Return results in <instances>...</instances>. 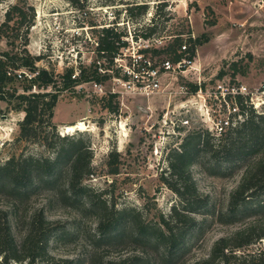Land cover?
<instances>
[{"label":"rangeland","instance_id":"rangeland-1","mask_svg":"<svg viewBox=\"0 0 264 264\" xmlns=\"http://www.w3.org/2000/svg\"><path fill=\"white\" fill-rule=\"evenodd\" d=\"M16 4L26 13L23 27L29 30L25 47L32 57L40 58L36 62L39 68L62 74L72 66L77 74L82 65L92 72L99 59L95 51L97 31L104 27L119 26L127 47L108 68V80L96 87L92 82L83 83L59 96L51 118L56 127L48 140L51 148L18 139L17 124L23 113L10 111L0 101V164L10 157L15 158V166L23 159L52 160L55 151L66 148L73 139H80L91 153V173L81 184L87 192L81 197L67 195V160L60 164L61 174L54 182L37 181L22 193L0 188L1 228L7 218L11 234L19 242L33 220L44 219L41 229L48 228L50 237L41 264H194L209 254L218 239L250 225L254 230L252 244L237 254L249 264H262L264 240L256 235L264 224V210L253 205L264 201V189L253 186L251 208L234 220L221 215L239 185L243 167L218 175L214 165L200 154L189 173L209 207L195 216L199 226L170 258H164L162 247L147 249L128 231L123 238L113 239L108 232L100 238L97 224L101 212L90 202L93 196L106 202L109 214L134 209L146 222L167 216L178 202L170 189L178 184L169 175L173 150H178L191 133L218 137L246 118L238 114L240 110L228 91L244 87V94H240L243 110L249 116L264 115V4L256 0H0V26ZM137 5H147L146 11L140 14ZM3 28L0 53L21 51L23 41L8 45ZM147 29H153L156 41L138 39L148 33ZM175 38L180 40L175 54L186 58L185 63L169 73L160 70L159 75L144 74L141 78L144 83L157 80V93L145 96L124 86L122 75L131 72L132 64L138 67L151 62L159 68L170 60L173 53L162 52V47ZM147 43L150 52L139 60L142 56L137 51L145 49ZM192 48L195 56L188 60ZM99 60L104 70L107 61ZM219 72L223 73L221 78ZM139 83L130 78V86L136 88ZM194 85L199 88L195 93ZM16 87L21 92V86ZM103 102L116 111L105 110ZM80 123L86 124L87 130L68 134L62 130ZM113 170L116 174H111ZM39 173H35L37 178ZM29 250L35 251L34 244Z\"/></svg>","mask_w":264,"mask_h":264},{"label":"trees","instance_id":"trees-1","mask_svg":"<svg viewBox=\"0 0 264 264\" xmlns=\"http://www.w3.org/2000/svg\"><path fill=\"white\" fill-rule=\"evenodd\" d=\"M135 7L139 9L140 14L147 9V5ZM26 17L23 8L16 4L6 12V19L0 26V32L1 27H4L2 34L8 45H14L17 40L24 43L21 51L0 53V101L4 102L10 111L23 113L22 120L17 124L18 139L32 143L40 142L46 148H51L48 140L54 135L56 128L51 124V118L59 96L83 83L92 82L101 85L108 80L111 76L107 71L108 68L114 66V61L122 55V49L127 47V42L124 40L126 35L118 30L119 26L104 27L97 31L95 51L99 59L107 61V65L103 66L104 70L98 59L93 64L92 72L80 65L77 74L72 66L66 67L62 74H56L37 67L36 62L40 58L32 57L26 50L29 30L28 26L23 27ZM147 31V34L142 35L143 37L135 36V39L143 38L150 41L154 32L153 29ZM195 43L200 44L199 41ZM176 47H180L179 38H175L172 44L162 47V52L173 53L170 60H167L173 64L184 58L175 54ZM148 49L139 50L137 54L146 55L150 52ZM190 51L188 60L195 56L194 48ZM152 52L160 51L152 50ZM222 75L223 73L219 72L218 78ZM122 78L128 79L126 76ZM16 85L21 86V92ZM198 89L197 85L192 86V92L195 93ZM234 104L240 110L238 114L246 116L241 123L218 137H210L207 133L205 135L191 133L183 138L178 150H173L170 154L169 175L178 180V184L170 189L177 196L178 202L171 207L167 216L159 215L155 221L146 222L141 212L130 208L113 210L109 214L106 202H100L93 196L90 205L101 212L97 224L99 237L103 238L108 232L107 236L111 234L113 239L123 238L128 231V235L139 240L147 249L162 247L164 258L176 254L184 245L189 232L199 226L195 216L209 207L208 201L199 195L189 173L190 167L198 164L196 160L200 154L214 165L215 174L218 175L243 167L239 185L230 194L225 213L221 215L234 220L242 211L250 209L251 206L248 204L252 197L253 186L257 185L259 189H264V115L249 116L243 110L241 95L235 97ZM103 108L109 112L116 111L112 109L110 103L103 102ZM57 138L61 141L68 139ZM110 157H113V153ZM90 159V150L80 139H73L66 148L55 151L52 160L23 159L15 166V158L10 157L4 164H0V188L7 187L16 193H22L37 181L54 182L61 174L60 164L67 160L69 161L67 195L69 198H78L87 192V188L81 184L91 173ZM38 171L40 175L37 178L35 173ZM111 174H116V171L113 170ZM163 180L166 182L165 179ZM253 206L264 210V201L257 202ZM43 220L42 218L33 220L30 231L17 242L11 234L8 219H4V227L1 228L0 225V264L44 262L43 255L46 254L45 248L50 232L48 228L41 229ZM261 226L259 228L261 232L257 233L256 238L264 240V224ZM253 234V226L249 225L218 239L209 254L194 264H249V260L238 256L237 253L252 244ZM32 244L35 246V251L29 250ZM260 254L264 258V254L262 252ZM106 264H116V262L108 261Z\"/></svg>","mask_w":264,"mask_h":264},{"label":"built area","instance_id":"built-area-1","mask_svg":"<svg viewBox=\"0 0 264 264\" xmlns=\"http://www.w3.org/2000/svg\"><path fill=\"white\" fill-rule=\"evenodd\" d=\"M256 3L257 4H264V0H256ZM150 41L154 42L156 40L151 39ZM147 42H149V41H147ZM158 42H160V41H158ZM145 48H149L148 43H147ZM182 49L185 50V46H183ZM137 55L139 57L142 56L141 59H139V60H142L143 55H141V54H137ZM185 61H186V58H182V60L180 62H178L177 64H173V63L165 60L160 64L159 68L154 67L153 69H152V67L155 65H152L151 62L145 61L146 63H144V65H140L138 67H135V65L132 64V68L130 67L131 72L130 73L124 72V74L122 75V77L126 76L128 78L127 80H123V78H122V80L125 82L124 86H126L132 90H138L139 93H141L145 96H149L151 94L157 93L159 88H160L158 81L155 80L152 82L144 83V81L141 79L142 75H144V74L150 75V76L159 75L160 70H163L165 73H169V72L175 70V66L179 68L181 65H183L185 63ZM147 65H148V67H147ZM137 70H139L140 72H136ZM130 78L131 79L133 78V80H136L137 82H140L141 84L139 83L138 86L136 85L137 86L136 88H135V86H130V84H129ZM94 86L96 87V84ZM226 90H228V89H226ZM243 90H244V87L231 88L228 91V95H232V97L235 99L236 96H238L240 94H244ZM220 130H223V128H221Z\"/></svg>","mask_w":264,"mask_h":264},{"label":"bare ground","instance_id":"bare-ground-1","mask_svg":"<svg viewBox=\"0 0 264 264\" xmlns=\"http://www.w3.org/2000/svg\"><path fill=\"white\" fill-rule=\"evenodd\" d=\"M77 129H79V130H81V131H85V130H87V126H86V124H84V123H80V124H78L77 126H66V127H64L62 130H63L66 134H68V133H72V132H74V131L77 130Z\"/></svg>","mask_w":264,"mask_h":264}]
</instances>
